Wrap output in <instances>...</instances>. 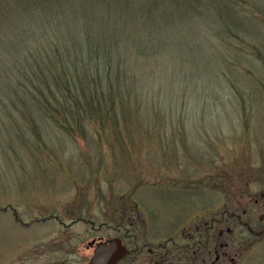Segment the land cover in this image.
Segmentation results:
<instances>
[{
  "label": "rangeland",
  "instance_id": "rangeland-1",
  "mask_svg": "<svg viewBox=\"0 0 264 264\" xmlns=\"http://www.w3.org/2000/svg\"><path fill=\"white\" fill-rule=\"evenodd\" d=\"M4 2L1 19L14 11ZM77 2L93 19L60 10L65 35L73 21L79 29L67 41L148 42L121 54L137 96L123 95L115 128L70 120L68 134L42 112L31 128L0 67V264H88V243L117 235L118 223L122 235L130 220L139 246L184 243L183 231L212 217L216 264H264V231L254 234L264 197L252 201L264 195V0Z\"/></svg>",
  "mask_w": 264,
  "mask_h": 264
},
{
  "label": "trees",
  "instance_id": "trees-1",
  "mask_svg": "<svg viewBox=\"0 0 264 264\" xmlns=\"http://www.w3.org/2000/svg\"><path fill=\"white\" fill-rule=\"evenodd\" d=\"M75 1L13 0L12 16L0 18V67L3 68L6 87L14 97L11 103L15 105L14 101H20L22 106L25 105L24 113L31 128L36 126L33 114L42 112L68 134L73 129L70 120L83 127L87 119L95 126L98 124L102 131L107 121H116L118 125L122 122L123 118L120 120L119 116H124L123 107H126L123 95L127 99H134L136 95H133V87L130 89L131 79L126 76L129 58L121 54L126 49L137 54L141 45L148 42L133 48L126 41L99 37H93L94 40L86 44L67 41L66 36L79 34V29L73 21L65 35L64 20L60 22L57 18L60 10L68 8L71 19L87 22L93 19L91 10L81 12L84 4H75ZM125 1L120 0V3ZM0 4L6 5L4 0H0ZM15 9H19V19ZM89 30L96 36L95 26ZM57 33H63L64 38H57ZM67 49L73 50L71 58H67ZM153 49L158 52V48ZM133 73L139 83H147V76L143 77L135 70ZM122 86L124 88L120 90ZM111 123L115 128L116 125Z\"/></svg>",
  "mask_w": 264,
  "mask_h": 264
},
{
  "label": "flooded vegetation",
  "instance_id": "flooded-vegetation-1",
  "mask_svg": "<svg viewBox=\"0 0 264 264\" xmlns=\"http://www.w3.org/2000/svg\"><path fill=\"white\" fill-rule=\"evenodd\" d=\"M236 194L238 199H240L241 195H239V193ZM263 197V193L259 192L253 197L252 201L254 203H259L262 201ZM245 210L242 211L243 215L246 214ZM222 213H226L228 217H235L238 220L240 219V215H237L234 212H227L226 209L223 210ZM215 222L216 220L214 217H212L209 222H203L204 225H202L201 222H195L191 231H183L185 236L184 243H177L173 238L169 237L166 238L163 243L158 244L157 247L148 242L139 246L137 234H135V232H130V226L133 225V221L130 220L127 223V226L123 224L124 232L122 235L120 234L122 226L121 223H118L111 228L117 232V235L111 238H119L121 244L125 247L126 252L116 264H143L144 262L146 264H216L217 256H219V254L214 247H210V244L214 246L216 245V233H212ZM242 225H244L248 231L252 233L254 232L246 223L243 222ZM201 226H204V228L203 231L200 232ZM226 230L230 231V228H226ZM263 231L264 230H260L254 232V234H262ZM200 238L205 240L202 241ZM102 241L107 240L100 239L97 244ZM95 242V240H91L88 243V247L91 245H97ZM169 243L172 245L169 246ZM173 250L175 253H173ZM141 254H145L146 258L141 259V262L139 263ZM169 254L171 257H169Z\"/></svg>",
  "mask_w": 264,
  "mask_h": 264
},
{
  "label": "water",
  "instance_id": "water-1",
  "mask_svg": "<svg viewBox=\"0 0 264 264\" xmlns=\"http://www.w3.org/2000/svg\"><path fill=\"white\" fill-rule=\"evenodd\" d=\"M126 249L119 238H112L107 242L98 243L92 252L88 264H116L125 254ZM60 264H66L61 262Z\"/></svg>",
  "mask_w": 264,
  "mask_h": 264
}]
</instances>
